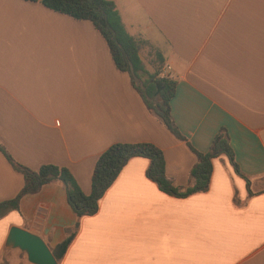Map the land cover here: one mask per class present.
I'll return each mask as SVG.
<instances>
[{"label":"crops","instance_id":"0c3cea01","mask_svg":"<svg viewBox=\"0 0 264 264\" xmlns=\"http://www.w3.org/2000/svg\"><path fill=\"white\" fill-rule=\"evenodd\" d=\"M112 1L128 33L148 41L144 63L142 53L159 50L161 76L177 81L170 106L179 132L207 152L226 128L239 172L221 155L207 191L177 198L135 157L98 212L81 219L61 183L47 184L0 218V264H31L6 246L13 226L37 227L51 251L75 233L58 264H264V0ZM141 142L163 151L175 186L193 184L187 142L147 108L89 21L0 0V143L11 156L34 170L66 167L88 194L101 153ZM23 183L0 152V202Z\"/></svg>","mask_w":264,"mask_h":264},{"label":"trees","instance_id":"16d2710c","mask_svg":"<svg viewBox=\"0 0 264 264\" xmlns=\"http://www.w3.org/2000/svg\"><path fill=\"white\" fill-rule=\"evenodd\" d=\"M39 2L46 8L67 15L75 20L89 21L105 39L111 57L117 69L130 75L131 82L141 95L147 108L176 138L187 139L177 129L172 115L170 101L175 95L177 81L167 75L161 76L164 66L162 53L152 48L147 69L140 53L148 41L136 38L128 33L121 16L112 0H25ZM136 79L141 85H136ZM196 162L189 172L193 183L190 186H175L166 174V162L163 151L153 143H115L99 155L91 176V191L86 194L76 183L71 171L66 167L45 164L37 170L17 162L0 143V152L11 167L23 176V186L17 195L10 200L0 202V218L10 210L19 211V203L24 196L39 192L43 186L59 182L64 188L67 201L78 219L93 216L98 212L99 201L115 182L128 161L135 157L147 158L150 163L147 177L155 182L159 189L170 196L185 198L192 194L208 190L213 171V159L225 155L239 172L235 155L230 144L229 134L222 127L214 136L207 152L196 150L187 142ZM75 233L52 249L57 260H61L70 246Z\"/></svg>","mask_w":264,"mask_h":264},{"label":"water","instance_id":"95a60500","mask_svg":"<svg viewBox=\"0 0 264 264\" xmlns=\"http://www.w3.org/2000/svg\"><path fill=\"white\" fill-rule=\"evenodd\" d=\"M6 246L25 253L31 264H58L52 251L40 236V230L32 227L29 230L13 226L10 228Z\"/></svg>","mask_w":264,"mask_h":264},{"label":"rangeland","instance_id":"374dc122","mask_svg":"<svg viewBox=\"0 0 264 264\" xmlns=\"http://www.w3.org/2000/svg\"><path fill=\"white\" fill-rule=\"evenodd\" d=\"M148 49H150V47H149ZM152 50H153V49L151 48L149 52H152ZM142 57L144 58L145 62L148 64V62H149V57H148V54L146 55V51H145L144 53H142ZM148 65H149V64H148ZM135 81H136V83H137L138 85H141L139 79H136Z\"/></svg>","mask_w":264,"mask_h":264},{"label":"built area","instance_id":"2783aa9c","mask_svg":"<svg viewBox=\"0 0 264 264\" xmlns=\"http://www.w3.org/2000/svg\"><path fill=\"white\" fill-rule=\"evenodd\" d=\"M164 75V74H163Z\"/></svg>","mask_w":264,"mask_h":264}]
</instances>
